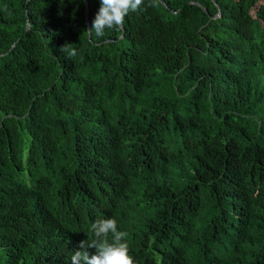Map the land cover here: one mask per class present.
Returning a JSON list of instances; mask_svg holds the SVG:
<instances>
[{
    "label": "trees",
    "instance_id": "16d2710c",
    "mask_svg": "<svg viewBox=\"0 0 264 264\" xmlns=\"http://www.w3.org/2000/svg\"><path fill=\"white\" fill-rule=\"evenodd\" d=\"M86 4L0 0V264H71L107 218L137 264H264V0L101 38Z\"/></svg>",
    "mask_w": 264,
    "mask_h": 264
},
{
    "label": "clouds",
    "instance_id": "9594fccd",
    "mask_svg": "<svg viewBox=\"0 0 264 264\" xmlns=\"http://www.w3.org/2000/svg\"><path fill=\"white\" fill-rule=\"evenodd\" d=\"M159 0H100V7L92 21L89 34L95 33L97 38L105 34V30L123 29L125 18L130 13L144 10L146 7H154ZM8 12L7 6L3 8ZM10 14V13H9ZM69 57L77 55V50L72 44L66 43L61 48ZM94 238L82 240L77 245L78 251L71 256V264H137L130 254L129 245L126 242L127 233L118 230L115 218L97 219L91 226ZM111 235V240L109 236ZM89 249H94L90 252Z\"/></svg>",
    "mask_w": 264,
    "mask_h": 264
},
{
    "label": "water",
    "instance_id": "95a60500",
    "mask_svg": "<svg viewBox=\"0 0 264 264\" xmlns=\"http://www.w3.org/2000/svg\"><path fill=\"white\" fill-rule=\"evenodd\" d=\"M194 4H196V5H198L196 2H193ZM87 9H88V7H87V4H86V6H85V11H84V15H85V20H86V25H87V30H89V22H88V18H87ZM217 16H214L213 18H216ZM28 24H27V29H28ZM88 37H90V34L88 33ZM122 37V36H121ZM120 37V38H121Z\"/></svg>",
    "mask_w": 264,
    "mask_h": 264
}]
</instances>
